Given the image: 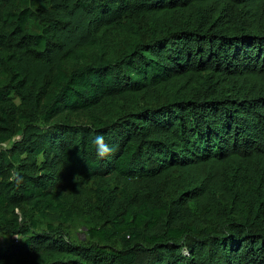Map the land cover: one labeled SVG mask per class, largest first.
Wrapping results in <instances>:
<instances>
[{"label": "trees", "instance_id": "1", "mask_svg": "<svg viewBox=\"0 0 264 264\" xmlns=\"http://www.w3.org/2000/svg\"><path fill=\"white\" fill-rule=\"evenodd\" d=\"M0 234V264H264V0H0Z\"/></svg>", "mask_w": 264, "mask_h": 264}, {"label": "rangeland", "instance_id": "2", "mask_svg": "<svg viewBox=\"0 0 264 264\" xmlns=\"http://www.w3.org/2000/svg\"><path fill=\"white\" fill-rule=\"evenodd\" d=\"M122 106L123 105L121 104V101L112 100L106 103L105 108L107 112L112 114L114 111H117ZM66 231L69 234V236L74 240L79 241L80 239L85 238L83 227L78 222H74L72 224L67 225ZM17 239L18 237L16 236L7 237V236H3L2 234H0V246H4L8 242L12 240H17Z\"/></svg>", "mask_w": 264, "mask_h": 264}, {"label": "clouds", "instance_id": "3", "mask_svg": "<svg viewBox=\"0 0 264 264\" xmlns=\"http://www.w3.org/2000/svg\"><path fill=\"white\" fill-rule=\"evenodd\" d=\"M91 144L94 146L97 158H108L114 151V147L101 134L93 136ZM12 179L18 183L22 181V177L19 174L13 176Z\"/></svg>", "mask_w": 264, "mask_h": 264}]
</instances>
